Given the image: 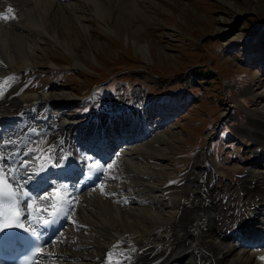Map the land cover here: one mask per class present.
<instances>
[{
    "label": "rangeland",
    "instance_id": "1",
    "mask_svg": "<svg viewBox=\"0 0 264 264\" xmlns=\"http://www.w3.org/2000/svg\"><path fill=\"white\" fill-rule=\"evenodd\" d=\"M75 1L89 36L74 25L69 40L39 41V63L24 74L4 76L1 91L12 85L15 96L49 91L52 103L63 97L65 105L54 108L86 125L88 134L86 123L94 114L125 106L124 129L140 130L138 144L149 148L146 158L154 163L153 186L166 187L157 191L167 194V205L157 204L164 219L170 211L179 221L202 204L217 215L219 231L231 232L249 211L252 194L246 175L264 104V0H105L110 4L104 18L86 0ZM135 41L146 44V52ZM90 138V147L98 143L96 135ZM99 145L93 148L103 151ZM143 162L151 163L150 157ZM206 212L192 222L187 244L201 240ZM178 221H169L157 250L145 244L138 260L182 264L172 258ZM201 252L195 248L202 263Z\"/></svg>",
    "mask_w": 264,
    "mask_h": 264
},
{
    "label": "bare ground",
    "instance_id": "2",
    "mask_svg": "<svg viewBox=\"0 0 264 264\" xmlns=\"http://www.w3.org/2000/svg\"><path fill=\"white\" fill-rule=\"evenodd\" d=\"M68 1L59 3L56 0H0V14H8L7 9L11 7L13 13L8 15L10 17L15 16V18H10L7 21L0 19V77L8 76L10 73L24 74L27 69L36 66L42 51L39 41L69 40L71 35L68 36V34L74 25L77 30L89 36V27L83 21L86 16L80 12L78 1ZM104 1L86 0V2L91 3L95 14L103 18L107 16V8L110 4ZM114 3H116L115 0ZM135 48L146 52L147 46L135 41ZM16 89L17 86L9 85L3 95L0 96V116H10L25 108L36 109L38 103H40L39 108L49 106L54 108L56 104L65 105L63 97H57V101L52 103L49 98L53 96L52 92L49 91L23 93L15 96ZM24 102L25 105L27 103V106H23ZM15 108L17 110H13ZM261 109L258 119L260 132H256L254 135L257 149L253 152L251 166L246 175L250 193H252L248 196L249 211L242 219L239 218L236 221L231 232L229 230L219 231L217 215L202 204L195 211H192L191 215L185 213L179 221L177 215L170 211L166 212L169 219H164L166 215L160 213L159 210L162 208L158 207L157 204L164 206L167 203L165 198L167 194H157V191L160 192L166 187L163 186L161 189L153 186L151 175L154 173V163L151 162L153 161L151 156H149L151 163L143 162L145 159H149L148 156L146 158L149 148L144 143H137L130 146L128 150L122 149L140 138L138 134L131 132L124 136L123 141L116 146V154L111 156L106 163L107 171L112 173L111 186L106 188V190H113L111 195L106 196L102 195L101 192H93L81 197L70 214V219L79 226L70 230L68 236H61L63 241L69 238V243L63 244L62 240H57L50 246V249L55 252H67L68 254L65 256H70V258L76 257L72 264H81L79 259L85 262L84 264H109L105 261L108 260L109 255L103 254V250L108 244H113L117 237L124 236L128 242L137 248V264H152L155 262L153 259L138 260L141 253L143 255L146 253L141 248L150 243L157 250L160 247L159 243L165 240L169 221L173 219L178 223L175 241L177 251L172 258L179 260L182 264H206L204 256L209 258L210 264H264V236H261L260 232L257 231L264 220V181L262 180L264 179V168L257 169L256 167V165L264 163L261 162L264 161L263 103ZM60 114L62 118H65L63 112ZM100 122L99 126L105 124L102 120ZM63 125L67 128L64 131V138H77L78 143L74 149L84 153L83 156L89 151L97 150L100 147L99 144L103 143L101 139H98V143L94 140L95 144H93L98 147L93 148L94 145L90 147L89 143L93 140L90 136H94L96 133L88 134V129L84 124H79L68 118L61 123V129ZM96 132L98 133V130ZM85 137H87L86 141H84ZM54 139L55 135L50 134L49 141H54ZM102 148L103 151L99 150V153L104 155L106 149ZM109 165L112 167L110 168ZM135 179H139L141 183L133 184ZM150 182L152 183L150 184ZM124 188L127 189L122 193L121 190ZM144 191L150 194L144 195ZM131 193L135 194L134 205L123 204L125 196ZM112 199H117V202H113ZM203 211L208 213L207 225H202L207 228L205 230L199 229L201 240L187 244L191 234L190 226L193 221L197 222V214ZM250 218L251 220L247 224ZM254 231L260 236V243L249 245L246 242L250 241L245 237L251 236ZM202 238L206 240L202 241ZM71 245L73 248L70 247ZM195 248L202 250L198 254L201 255L202 263L199 262L195 254ZM86 259L87 261H85ZM117 261L111 256V264H117ZM60 263L69 264V261L63 259Z\"/></svg>",
    "mask_w": 264,
    "mask_h": 264
},
{
    "label": "snow or ice",
    "instance_id": "3",
    "mask_svg": "<svg viewBox=\"0 0 264 264\" xmlns=\"http://www.w3.org/2000/svg\"><path fill=\"white\" fill-rule=\"evenodd\" d=\"M7 13L8 14L13 13V9L11 7H9L7 9ZM8 14H0V19H3L5 21H7L10 18H15V16H11L10 17ZM12 79H13L12 77H9L8 78V80H12ZM34 151H35V149H29V152L28 153H25V155L31 157V153H33ZM49 155H50V158H52V160H53V166H55L57 168H62L66 164H70L71 163V160H72V158L70 156L61 157V155L59 154V150L58 149H55V148H53V149L50 150ZM3 160H5V158L3 156H0V161H3ZM31 160H32V164L34 165L35 162H36V158L35 157H31ZM21 166L23 167V169L25 171H27V169H28V167L30 165L24 164V162L21 161V164L17 166V170H20ZM96 167H97L96 164H93L92 165V168H96ZM109 167L111 168L112 165H109ZM45 171H46V169L44 168L43 165H41L39 169H37V170H35L33 172H29L26 176H20L19 178H17L16 177V174L14 172H8V170L6 168L5 169H0V172H7V174L12 178V181L14 183H16V184H19V181L20 180H24L27 183L29 180H31L32 178H34L36 175H38L40 173H43ZM25 185H22L21 187H23ZM19 191H20V188L18 187L17 188V192H19ZM100 192H101L102 195H110V194L105 193L104 188L102 186L100 188ZM54 195L59 196L60 195V191L57 190L54 193ZM4 196L7 197L9 203H11L12 201H14V200H16L18 198L16 196V194L15 193H12L11 191H9L8 193H5ZM23 196L24 197H27V199H25L23 201L24 207H23L22 211H20V212H14L13 215L16 216V217H20L21 215H23V218L24 219H27V216H28L27 209L32 207V204L28 203L27 201L30 200L31 197L29 196L28 193H24ZM38 199H46V197H43L42 196V197H38ZM62 203H75V201L70 200L68 198L67 194H66L65 195V199H64V201H62ZM49 204L51 206H53V207L55 206V204L51 200H49ZM66 210L68 212H71L72 209L71 208H67ZM37 211H41V210L40 209H37ZM57 215H59V212L57 213ZM65 219H69V218L66 216ZM53 223H55V216L53 217L52 220H45V222H44V224L46 226L47 225H50V224H53ZM72 223H75V221H72ZM16 227H23V225L22 224H19V223H17V224L14 225L11 222H7V223H5L3 225V228H0V234L4 233V231L7 230V229H12V228H16ZM33 231H35V229H33ZM3 239H4L3 235H0V242H3ZM36 252H37L38 255L39 254H42L40 248H37L36 249ZM108 260H109V264H111V255L108 256ZM117 264H120V262L117 261Z\"/></svg>",
    "mask_w": 264,
    "mask_h": 264
}]
</instances>
